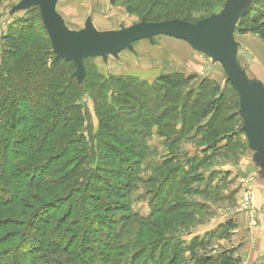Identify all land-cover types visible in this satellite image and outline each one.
Returning <instances> with one entry per match:
<instances>
[{"label": "rangeland", "instance_id": "1", "mask_svg": "<svg viewBox=\"0 0 264 264\" xmlns=\"http://www.w3.org/2000/svg\"><path fill=\"white\" fill-rule=\"evenodd\" d=\"M26 1L0 0V22L10 17L13 20L11 23H16L25 12L10 11ZM168 1L173 3V0ZM254 1L226 0L213 15L201 20L203 12L195 11L192 17L194 23L186 21L181 15L183 11H175V8L169 15L166 0H61L58 9L69 17L72 11L75 16L81 4L85 12L82 18L84 24L93 22L100 29H122V35L144 24L178 21L197 25L208 19L212 20L211 26L228 34L236 46L239 45V35L243 34L235 32V28ZM257 21L258 26L264 22L260 17ZM8 32L9 28L0 31V64L3 37ZM12 32L17 31L13 29ZM161 37L166 35L160 34L153 39ZM194 43L193 48L204 53L210 73L194 67L198 63L202 65L205 62L203 59L197 60L198 63L193 61L189 71L169 74L191 79L188 84L176 89L169 88L158 78L147 81L110 70L104 72L105 66L120 62L112 55L91 58L86 63L84 59L81 63L80 55L67 53L77 62L73 61V72L79 85L83 88L88 75L95 87L69 105L68 116L82 114L85 118L84 129L76 137L79 143L71 147L72 150L81 149L83 154L70 152L69 157L61 162L71 158L74 163L70 168L79 167L78 173L68 180L87 182L90 187L75 190L72 197L74 210L65 220V225L58 227L62 238L53 242L63 244L68 240L74 241L70 251L77 254L75 246L82 240L80 228L85 233V255L82 251L81 259L72 257L70 262L55 256V263L51 259L41 264H103L100 260L107 254L105 243L117 248L112 255L114 264H194V253L198 256H217L231 249L236 250L237 256L242 259L241 264H264V250L255 257L259 249L254 243L255 237L247 234L245 225L239 227L240 216L249 212L240 209L246 188L241 190L231 172L223 168L229 159L222 155L223 148L214 152L215 155L212 152V155L204 154L208 143L217 137L230 135L234 140L232 144H237L232 147L233 157H236L235 152L242 149L240 144H247L246 137L250 141L264 140V124L240 113L239 95L229 81L224 66L218 62L221 56L232 70L220 45H215L216 58H209L203 45ZM177 67L176 63L170 70ZM217 92L225 97L219 115L204 119L202 112ZM259 103L262 104L261 101L253 104L264 109V105ZM86 111L88 116H85ZM182 114L185 115L184 125ZM22 163L30 169L29 174L36 173L41 165L32 160ZM50 168L54 169L55 165ZM61 174L63 172L55 175L53 180ZM168 176L171 177L166 180ZM65 180L71 183L66 177ZM62 186L70 189V185L62 183ZM63 188L51 192L50 198L45 200L55 203L49 211L57 210V214L56 211L53 214L50 230L55 229L59 219L64 220V215L70 210L69 203L60 199L64 196ZM228 195L230 200L225 201ZM3 198L12 196L5 195ZM76 208H82V220ZM34 212L35 209L28 211L29 214ZM248 217L250 215L245 217L246 222ZM229 221L234 222V229L226 226ZM40 225L37 222L34 226ZM20 254L23 256L20 261L28 264L26 249L21 248ZM51 256L46 255V258Z\"/></svg>", "mask_w": 264, "mask_h": 264}, {"label": "trees", "instance_id": "2", "mask_svg": "<svg viewBox=\"0 0 264 264\" xmlns=\"http://www.w3.org/2000/svg\"><path fill=\"white\" fill-rule=\"evenodd\" d=\"M166 1L169 15L175 8V11H183L181 15L186 21L194 23L192 17L195 11L203 12L200 20L208 18L218 7H222L226 0H173L171 4ZM259 17L264 21V0H255L250 5L245 17L239 20L235 32L252 33L264 39V22L258 26ZM13 23L3 37L0 64V264H23L20 261L23 257L20 254L21 248L26 249L28 264H41L42 261L47 263L51 259V262L55 263L53 260L55 256L70 262L69 259L72 257L76 260L81 259L82 251L84 252L85 233L82 229H78L82 240L75 246L77 254L70 251L74 241H65L64 245L58 242L54 244L53 241L62 238V232L58 227L65 225V220L74 210L72 197L75 190L78 187L90 186L87 182L85 184L78 180L73 182L68 180L78 173L79 166L70 168L74 163L71 158L65 162L61 161L69 157L70 152L83 154L81 149L72 150L71 147L79 143L76 137L79 131L84 129L85 118L81 116L82 114L68 116L71 107L69 105L73 100L83 98L86 91L95 86L87 75L82 88L73 72L74 63L65 59L55 60L56 56L39 7L26 11L16 23ZM250 25L252 26L249 27ZM13 29L17 32H12ZM51 57L52 59H49ZM88 59L91 57L86 58L85 63ZM158 79L171 89L184 86L191 81L180 74H165ZM98 93L102 96L100 92ZM218 93L202 112L204 119L219 115L225 97L223 93ZM86 115L88 116L87 111ZM182 116L184 125L185 115ZM230 137L232 136L215 138L207 144L204 154L212 152L214 155L223 141L226 142L223 149L237 145L232 144L234 140ZM31 160L38 165L41 164L36 173L32 172L33 174H29L30 169L22 163ZM60 162L62 164L59 165ZM52 165H55L54 169L50 168ZM59 172L63 174L53 180ZM65 177L71 183L67 182ZM169 177L171 176L166 180ZM62 183L64 186L70 185V189L63 188ZM62 188L65 192L60 199L69 203L70 210L64 215V220L59 219L56 228L50 230L53 214L55 211L57 214V210L49 211L55 203L45 200L50 198L51 192ZM5 195H11L12 198L5 199L3 198ZM24 200L26 202L23 204ZM58 203L59 201L56 202ZM34 209V213H28ZM76 209L80 215L82 208ZM80 219L82 220V216ZM37 222L41 225L34 226ZM226 226L229 229L236 227L232 221L227 222ZM104 247L107 254L100 261L103 264H114L112 255L117 248L108 246L107 243ZM37 254L41 256H36ZM49 254L52 256L48 259L46 255ZM193 255L194 264L242 263L235 249L225 250L217 256L207 254L198 256L196 253Z\"/></svg>", "mask_w": 264, "mask_h": 264}, {"label": "crops", "instance_id": "3", "mask_svg": "<svg viewBox=\"0 0 264 264\" xmlns=\"http://www.w3.org/2000/svg\"><path fill=\"white\" fill-rule=\"evenodd\" d=\"M60 1L56 0L55 2V12L66 30L72 34L80 35L91 31L99 35H106L122 30H115L113 28L100 29L93 22H86L84 24L82 18L85 12L81 4H79L81 9L75 11V16H73L71 11V16L69 17V14L63 13L58 9ZM15 7L10 12H13ZM69 18H72L71 21ZM12 21L10 17H7L5 21L0 22V31L9 28ZM239 36V45H236L238 62L245 78L253 86L252 91H254L255 98L264 102V39L252 33ZM154 39L139 40L118 54L112 55L118 57L120 62L118 63L117 61L111 63L110 66H105L104 72L108 73L110 70L113 73L116 72L121 75L138 77L141 80L153 81L161 75L170 74L173 71L187 72L190 70L189 68L193 67V61L197 62V60L202 59L205 61L206 59L203 52L194 49L190 43L184 40L168 36L161 37L158 40ZM206 62L207 60L202 62V65L197 62L198 64L194 67L197 69L203 68L206 73H210ZM176 63L179 65V68L170 70V67ZM208 76L211 77L210 74ZM246 140L247 144H240L242 149L239 152H235L236 157H233V146L230 149H223L222 155L225 158H229L225 161L223 168L231 172V176L235 180L236 185L241 186V190H244V187L246 188L247 186L251 187L253 202L249 212L240 216L241 225L239 227L245 225V229L248 231L247 234L249 233L251 237H255L254 243L259 248L254 254L256 257L259 255L258 253L264 250V140L250 141L247 137ZM225 145L220 144L219 148ZM228 199L230 200V195L224 198L225 201H228ZM248 215H250V218L248 217L249 220L246 222Z\"/></svg>", "mask_w": 264, "mask_h": 264}, {"label": "water", "instance_id": "4", "mask_svg": "<svg viewBox=\"0 0 264 264\" xmlns=\"http://www.w3.org/2000/svg\"><path fill=\"white\" fill-rule=\"evenodd\" d=\"M55 2L56 0H27L22 6L16 7L14 11L26 12L33 7H39L43 23L51 40L54 54L57 55L58 59H65L71 62L74 61V63L77 64L74 58L68 56L67 53H76L80 55L81 63L88 57L95 58L103 55H116L134 42L150 39L160 34L187 41L192 46L195 45L194 42L201 43L205 49V53L211 58H216L215 45L219 44L232 70L221 56H219L218 62L224 66L229 81H231L234 89L239 95L240 113L246 117H253L256 121L258 120L260 123L264 124V109L257 104H253L261 100L255 98L254 91H252L253 86H251V83L245 78L237 59L235 44L230 40L228 34L216 29L217 27L211 26L212 20L206 19L201 21V23L199 22L197 25H190L178 21L144 24L127 30L123 35L122 31L106 35H99L87 31L83 34L75 35L66 30L59 16L56 14ZM247 96L250 97L252 101L251 104L247 102ZM261 102L262 104H259L264 105V102ZM247 106L252 108V113L248 112L246 109ZM245 121L247 120L245 119Z\"/></svg>", "mask_w": 264, "mask_h": 264}, {"label": "built area", "instance_id": "5", "mask_svg": "<svg viewBox=\"0 0 264 264\" xmlns=\"http://www.w3.org/2000/svg\"><path fill=\"white\" fill-rule=\"evenodd\" d=\"M251 181V180H249ZM249 186L246 187L245 190V194H244V201L243 204L241 206V211H249L250 210V204H252V194H251V190H248Z\"/></svg>", "mask_w": 264, "mask_h": 264}, {"label": "bare ground", "instance_id": "6", "mask_svg": "<svg viewBox=\"0 0 264 264\" xmlns=\"http://www.w3.org/2000/svg\"><path fill=\"white\" fill-rule=\"evenodd\" d=\"M233 72H234V74H235V71H234V70H233ZM247 102H248L249 104L252 103V101H251V99H250L249 96H247ZM246 109L248 110L249 113H252V112H253L252 108L249 107V106H247Z\"/></svg>", "mask_w": 264, "mask_h": 264}]
</instances>
